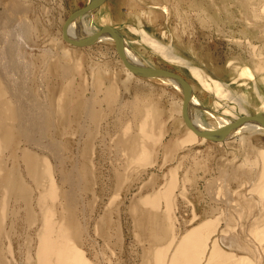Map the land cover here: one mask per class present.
<instances>
[{
  "label": "rangeland",
  "instance_id": "obj_1",
  "mask_svg": "<svg viewBox=\"0 0 264 264\" xmlns=\"http://www.w3.org/2000/svg\"><path fill=\"white\" fill-rule=\"evenodd\" d=\"M9 1L0 2V29L2 30L3 24L10 26L9 28L20 24L22 29L16 31L17 36L18 33L22 35V43L15 44L17 39L14 37L10 38L12 45H7V56L15 74L13 82L21 92L19 118L15 113V120L9 124L15 128L30 105L39 113L41 111L44 116V125L36 124L32 135L27 133L28 141H21L14 133V146H11V154L8 155L5 168L11 170L20 181L23 180L24 184L32 189L31 201L29 196L25 201L8 203L5 222L1 226V236L5 232L1 239L2 249L7 246L8 237L11 240L15 264H26L27 250L30 256L34 255V247L30 246L40 228L37 198L49 184L47 177L42 174L45 165L51 169L57 188L56 200L48 201L47 205L54 209L58 219L63 217L67 222L70 215L74 224L81 229V246L92 264H154L153 252L160 244H153L147 238L154 226L147 224L146 230L140 227V224H145L146 212L150 211L162 218L164 215H170L172 221L168 222H171L177 237L191 227L195 213L198 218L193 221L194 224L207 217H216L217 225L213 239L217 241H220L222 231L227 235L232 232L231 235H236L234 237H238L236 239L241 244L247 243L255 247L260 244L257 237L249 233L252 223L249 217L258 212L253 210L255 207L247 199L250 195L244 196L247 191L238 188L239 182L226 177L228 185L219 189L227 190L229 186L226 198L230 197V203L234 200L233 207L232 204L225 206L227 204L223 201H216L223 197L225 199L223 192L219 191L216 199L210 194L211 187L214 192V184L217 183L218 187L223 180L219 167L224 161L223 158L228 159L223 149L224 144L231 141L229 145L238 148L237 140L233 142L235 135L221 145L212 142L190 147L181 145L185 139V128L181 125L178 114L174 113L177 107L171 104L182 99L179 92L158 79L146 77H138L148 83L143 90L125 91L124 85L122 86L125 76L118 63L115 43L100 42L72 52L75 47L63 41L61 29L67 17L84 7L86 0ZM107 1L101 5L103 15L99 16L94 11L95 13L90 12L84 19L88 22L94 18L91 22L96 27L95 32H99L108 22L103 23L102 17L109 16V20L118 22L119 27L109 26L128 40L129 47L137 52L148 66L176 73L194 87L196 81L187 69L163 60L149 47L142 45L139 36L129 30L131 27L144 29L158 42L169 45L176 53L186 57L192 66L202 67L209 77L230 85L227 88L231 93L230 100L227 98L222 103L228 107L235 106V113L240 115L238 106L232 103V97L237 98L244 89L235 84L231 85L230 79L234 76L233 71L238 70L255 54V50L252 54V49L244 46V37L248 36L252 44L262 46L261 52L264 55V21L256 22L252 18L254 11L257 15L264 12V0H143L140 6L132 0H128L126 5L124 1L115 0L114 5L106 7ZM251 2L257 4L251 5ZM10 3L17 7L16 12L14 8L11 14L4 11L5 6ZM162 3L168 5V15L154 9L155 4ZM117 6L122 10L121 18L117 15ZM252 6L254 11L250 10ZM18 18L29 21V31L24 30V24ZM247 20L253 22L249 28L245 23ZM244 33L246 35H243ZM10 46L13 47L12 50L9 49ZM17 46L24 60L17 58ZM68 47L71 52L68 50L69 53H65ZM256 58L249 64L252 70L256 69ZM101 69L106 70V73L102 78L104 83L102 82L98 90L92 85L91 74L95 71L100 72L99 75L102 76L104 71ZM110 84L115 87L111 101L106 98ZM248 89L252 91L251 86L246 88ZM194 90L196 96L202 92L197 88ZM201 95L204 101H210L214 97L213 92L208 90H204ZM138 100L145 105L150 103L151 106L147 109L153 113V117L147 119L151 133L149 136L154 137L145 143L150 156L148 163L143 162L145 165L137 160H134L137 164L132 161L130 163L131 158L127 159L126 149L120 145L122 139L135 131L144 119L143 114L140 117L135 115L132 108ZM250 100H247L248 106ZM257 104L256 98L253 97L251 106L248 107L250 115L255 113ZM202 114L206 125H214V120ZM93 117L97 119L95 123L92 122ZM153 122L155 125L152 126ZM30 135L36 139L39 146L34 145ZM251 139L255 147L264 146V135H254ZM136 147L139 148L138 145ZM5 154L7 155L4 152L2 156ZM232 158L230 155L229 159ZM30 161L37 164L39 184L27 173L26 165ZM168 181L171 184L174 181L175 185L169 191V202L167 198L159 199L158 209L148 204L142 206L143 200L152 197ZM236 210L237 212H234ZM235 213L242 214L240 219L237 220L238 215ZM225 217L229 220V225L225 222ZM34 218V227L29 228V223H33ZM210 224L207 223V226L205 223L204 227L207 228H204L203 235L208 236V233L213 232ZM172 246L170 249L165 247L164 250L167 249L166 253L168 252L165 254L166 258H169L171 253L177 254ZM24 247L27 250H24ZM259 251L261 253V250ZM236 254L244 255L241 252ZM248 255L250 256H245L251 261L252 254L249 252ZM233 259L234 257H231L228 262L220 264H231L236 260Z\"/></svg>",
  "mask_w": 264,
  "mask_h": 264
},
{
  "label": "bare ground",
  "instance_id": "obj_2",
  "mask_svg": "<svg viewBox=\"0 0 264 264\" xmlns=\"http://www.w3.org/2000/svg\"><path fill=\"white\" fill-rule=\"evenodd\" d=\"M2 1L4 2V0H2ZM89 1L90 0H86V5L89 3ZM104 1H106V0H103L102 3L98 7H96L95 9H92L91 11L82 13L79 16V18H76V16H75L73 18V20L66 23V25L64 27L65 30H63V26H64L66 20L64 21L61 30L64 31V33L66 34L65 35L66 38L69 39L70 42L65 41L63 39V36L62 35L61 36H62L63 41L68 42L67 44L71 45L72 47H75L74 50H72V52L73 51L76 52V49H78V48L90 47V45H95V44L100 43V42H105V43H110V44L115 43V40L109 34H101V36L98 37L94 43H90V42L86 41L87 38H89L90 36H92L93 34H95L97 32L94 31V30H96V27L91 22L92 20H94V18H92V20L90 19L88 22H86L84 19L87 15L93 13L94 11H96L99 16L103 15L104 10L102 9L101 5L104 3ZM121 1H124V3H125L124 5H126V2L128 0H121ZM142 1L143 0H132V2H134L135 4H137L139 6H140V4H143ZM3 2H1V3H3ZM114 3L115 2L112 1V3H110V4L114 5ZM110 4H105V6L108 7ZM256 4L257 3L252 4V2H251V5H256ZM0 6H1V4H0ZM263 7H264V5H263ZM14 8H15V12H16V8H17L16 5H14L13 3H10L9 6L8 5L5 6L4 11L6 10L8 13L11 14L13 12ZM132 8H134V7L132 6ZM149 9L151 10V8H149ZM154 9L159 10L160 13L165 14V15H168V13H169L168 5L165 3H162L161 5L155 4ZM250 10L254 11V6H252V8ZM261 11L262 10H260V12ZM121 12H122L121 8L118 7L117 8V15L120 18L123 17ZM256 13L254 11V15L252 17L253 21H256V22L257 21L258 22L264 21V12H261L262 13L261 15H257ZM15 14H18V13H15ZM20 17H22V16H20ZM102 18H103V20H102L103 23H105L106 21H108V22L110 21L109 23L107 22L106 24H104V26L110 27L109 25H112V26L119 27L117 24L118 22H115V21L113 22V21H111L112 19L109 20V16H104ZM18 19H19V21L21 20V23L24 24L23 25V27L25 28L24 30L29 31L31 28V24L29 23V21L28 20L26 21L25 19H20V18H18ZM245 23H246V26L249 28V26L253 22L251 23L250 21L247 20ZM9 27L7 25L3 24L1 26L2 30L0 29L1 30L0 31V43H2L0 45V231H3V228L1 226L5 222L4 216H5V212L7 211V206H8L9 202L25 201L29 196H30V201L32 200V189L28 188L26 186V184H24L23 180L20 181L19 178L16 177L12 173L11 170L5 169L6 163L8 161L7 159L9 157L8 155L11 154V152H10L11 146H14L13 145V142H15V140H14L15 134L14 133H16L17 136L19 137V139L22 141V140L27 139V133L28 132H29L28 134L31 133V135H32V132L35 131L34 127H36L37 125H39V126L44 125V116H43L42 112L40 111V113H39L36 110V108L32 105H30L29 110H27V112L24 114V117L22 118V120L19 119V123L17 124V126L15 128H12L9 124L11 121L15 120V113L17 114V116L19 118L18 110H19L21 92H20V89L18 88V86L16 85V83L13 82V78H14L15 74H14V71L12 70L9 58L7 56V45H9V44L12 45V43H10V38L14 39V37H16V39H17V40L15 39L16 41H14L15 44L19 43V42L22 43V41H20L21 40L20 37H22V35H20V33H18V36H17V33H16L17 30L22 31V29H20V24H16V25H14V27L11 26V28H9ZM113 29H115V28H113ZM252 29H253V27H252ZM129 30H130V32H133V33L137 34V36H139L140 42L142 43V45L149 47L153 53L158 54L159 56H161L163 58V60L167 61L168 63H170L172 65L184 67L185 69H187L189 71L191 76L194 78V80L196 81V84H194L195 86L193 87V86L189 85L180 76L187 83V85L190 88L191 94H190V100H189L188 115H189L191 121L193 122V124L195 125V127L197 128V130H199L201 132H211V131L218 130L222 127H225V126L229 125L230 123L235 122L237 119H239L241 117H251L252 115H250L248 113V104H247V100L249 98L251 99V97L256 98V100L258 102V104L255 106V109H256L255 112H260L258 114H264V92L261 89V87L264 85V74H263L264 60H262V58L264 59V55L261 52L262 46H259V45L256 46L255 44H252V42L250 41V38H248V36L244 37V41H243L244 43L243 44H244V46L247 45L246 47H248L249 49H252V50H250V51H252V54H253V50H255V54L251 55L250 58L248 60H246V62L238 70L236 69L235 71H233L234 77H232V79H231V82H232L231 85H234V84L239 85L240 83H242L241 85L242 86L244 85V87H246V88L249 86L252 87V91H249L247 93L245 92V94H241L240 96H237V98L232 97V103H234L236 106H238V110H239V114H240V115H238L237 113H235V106L234 107H228L222 103L227 98L230 100V97H231L230 94L231 93H230L229 89H227L230 85H227L226 83H222L220 81L214 80L213 78L209 77V75L205 73V71L202 67L192 66V64L190 63V61L188 59H186V57L181 56L178 53H176L173 48L171 49L169 47V45L161 44L154 37L150 36V34H148L144 29L131 27ZM62 31H61V33H62ZM117 33L119 35H121L118 31H117ZM243 35H246V33H244ZM79 40L83 41L82 42L83 45L73 44L75 41H79ZM84 42H86V43H84ZM133 42H135V41H133ZM236 42H238V41H236ZM238 43H240V42H238ZM60 44H61V41H60ZM122 45H123V54L122 55L126 58V60L128 62L135 64L137 66H141V67L144 66V67L151 68L150 66H148L145 63V61L142 60V58L139 56V54L137 52H135L134 50H132L129 47L128 40L123 36H122ZM24 47H26V45H24ZM12 48L13 47L10 46L9 49L12 50ZM16 49H17V53H16L17 58L19 60L20 59L24 60V58H22L21 55L19 54V51H20L19 46H17ZM68 50L70 51L69 47L67 49H65V53L66 52L69 53ZM115 51H116V54H118V56H119L118 63L120 64L121 72L125 76V78L122 81V86L124 85L123 86L124 90L126 91V90L133 89L134 92H138L139 90H143L145 85H148V83L143 81V80L138 79V77H140V76L133 74L131 71H129V69H127V67H125V65L123 64V61L120 57V54H119L118 50L116 49V43H115ZM256 52H258V54H256ZM255 57L258 58V60L255 61L257 63L254 64V68H256L254 70L256 71V73L249 66V64H252L251 62H254ZM260 57H262V58H260ZM151 69H153V68H151ZM101 71H104L102 76L99 75L100 72L95 73V71L91 74L92 85L93 86L95 85V88L96 89L98 88V90H100L101 84L103 82L102 78L104 77V74L106 73V70L101 69ZM168 72H170V71H168ZM96 75H98L99 77ZM256 75L259 78L258 77L256 78ZM147 78H149V77H146V79ZM151 79H158L159 81L163 82L164 84L171 87L172 89H175L177 92H179L182 95V99H179L178 102L171 103L172 105L173 104L175 105V108L177 107V110L174 113L178 114V117L181 120L180 123H182L181 125L185 128V139L180 143L181 145H183V146L187 145L190 147L192 145H196V144L202 145L203 143H208V142L217 143L218 145H221L223 142L228 140L229 137H231L232 135H235L233 142L235 139L237 140L238 148L237 147L234 148V146L232 147L231 145H229V142H231V141L224 144L225 147H223V149H224L225 155H228V159L225 160V158L222 157L224 159V161L222 160L223 162L219 167V169L221 171L220 173L223 174V175H221L223 180L221 181V184H218V187L216 185L217 183L214 184V187H215L214 192H213V187L210 186L212 188V191H210L211 197L219 196V194H220L219 191H221V190H219L220 187L222 186L225 188L228 185L227 179L231 180V178H235L240 173H241L240 176H242L243 172L255 174L259 171H262V172L264 171L263 169H261L262 166L264 165V146L263 147H255L253 144V140L251 139V137L254 135H256V136H263L264 135V128L262 127L261 124L256 123V122L246 123L243 126L236 129V131H234L232 134L228 135V137L224 140L210 141L208 139H205L204 137L199 136L193 130H191L185 126V123H184L183 118H182L183 92H184L182 84L173 80V79L164 78V77H156V78H151ZM247 81H248V83H247ZM114 88H115L114 84H110L107 87L106 98L109 101H111L113 99L112 98L113 97L112 96V94H113L112 90ZM196 88L199 89L200 91H202L200 93L198 92L199 93L198 97H196V95L194 93V91H195L194 89H196ZM225 88L227 90H225ZM204 90H208V92H211V93L213 92L214 97H212L210 99V101H204L202 99L201 93H203ZM242 92H243V90H242ZM251 92H253L254 95H252ZM140 93L142 94V92H140ZM140 93H139V95H140ZM135 95H136V93H135ZM203 103L206 104V106L208 108L211 107L212 109H210V110H213L215 112L206 111V109L201 107V105L202 106L204 105ZM149 105L151 106L150 103H149ZM149 105L143 104L141 100H138L136 102V105H132V108L135 111V115H138V117H140L143 114L142 117L144 119L141 120V123L136 127L135 131H132L131 134L127 135V137L122 139V141L120 142L121 143L120 145L126 149L127 159L131 158L130 163H131V161H132V163H134L135 162L134 160H137V161H139V163L145 162V164H146V161L148 163L149 158H150L149 152H148L146 144H145L146 140H150V139H152V137H154L151 135L149 136L150 132H149V128L147 125L148 117H153V113L149 112V110L147 109V107ZM219 108H220V111H218ZM199 110L202 111V113L206 112V114H208V117H210L212 120H214V125L213 124L209 125V123L206 125L204 123V116L202 113H199L200 112ZM172 111H174V108L172 109ZM171 113L172 112H170V116H171ZM9 115H11L12 117H10ZM96 121H97V119L93 117L92 122L95 123ZM153 125H155V122H153L152 126ZM153 131L154 130H152V132ZM126 132L129 133V131H127V130H126ZM31 135H30V138H32ZM33 136H35V134ZM249 138H250V140H249ZM253 138H255V137H253ZM26 141H28V139ZM31 141L34 142V145L39 146V143L36 141L35 138H32ZM149 143H151V142H149ZM136 145H138L139 148H137ZM214 145H216V144H214ZM4 152H6L7 155L5 154V156H2ZM230 155H232V157H233L232 159H229ZM134 164H137V163H134ZM145 164L143 163V165H145ZM26 170H27V173H29L31 175V178L34 180V182H36V184H39V181L37 180V164H36V162L30 161L29 164L26 165ZM42 174L47 177V179L49 180V184H48V187L46 189H43L40 192L39 197L37 198V206H38L39 217H40V228L38 231L36 229L37 233L34 235V237L36 236L35 241L30 246V247H34V255L30 256L29 250H27L26 247H24V250L26 249L28 251L27 252V258H26V264H92V262L89 260V258H87L86 254L83 251V248L81 246V244H82V239L80 237L81 229L74 224V222L70 218V215L67 218V222L65 221V219L63 217L58 219L56 217L54 209L52 207H49L50 205H47L48 201L53 202L56 200L57 188L55 187L54 180H53L52 173H51V169L49 168V166H47V165L44 166ZM257 174H258V176H260L259 173H257ZM262 174H264V173H262ZM240 176L238 175L237 178H239ZM226 177H227V179H226ZM243 177H244V175H243ZM255 177L256 176L254 175L253 178H255ZM257 177H256V179L258 181L259 177L258 178ZM249 178L251 179V181L249 182V180H248V183H245V185L246 184L248 185V188H250L249 187L250 185H253V184L255 185V182H256L253 180V178H251V177H249ZM241 179H242V177L239 178V180H241ZM243 180H246V178ZM172 183L174 184V181H172ZM170 184L171 183H169V181L166 182L164 184V186L161 187L157 192H155V194L152 197H148L147 199L143 200L142 206L143 205L145 206L146 204L153 205V207L155 209L158 206L157 202H159L158 201L159 199L164 200L167 198L166 200L169 202V195H170L169 191L172 187L175 186L173 184H171V185ZM210 185H212V183ZM210 187H209V190H210ZM239 187H241V186H239ZM263 187H264V184H262V190L261 191H263V189H264ZM224 188L222 189L223 191H221V193L223 192L222 194L224 196L226 195L225 199H223L224 197H223V195H221L223 198L222 199L220 198L216 201H219V202L223 201L225 204H227L225 206L232 204L231 206L233 207V205H234L233 201L234 200L232 201V203H230V199H229L230 197L226 198L228 196L229 186L227 187V190ZM249 192L246 196L250 195V197L247 199H249V201L254 203V206H255V208H257L256 210L259 213L258 218L253 219L254 217H256V215L255 216L253 215L254 217H252V215H251L252 218L250 217L251 220L253 219L251 225L254 224L256 226V224H259L261 222L263 223V221H264V197L257 198V197L262 196V195H260L259 191H257L259 193V194L257 193L259 195L257 197H255V195L252 194L251 191H249ZM216 197H215V199H216ZM251 202H250V204H251ZM170 203H172V202H170ZM242 204H241V206H242ZM226 208H228V207H226ZM157 209H158V207H157ZM238 209L239 208H237V210ZM167 210H169V209L167 208ZM231 210H232V208H231ZM237 210L234 212H237ZM150 212H146L145 224H143V225L140 224V227H141V229L143 228L144 230H146L147 224L150 226H154V229L147 236L149 242H151L153 244H155V243L160 244V246L155 248V250L153 252V260L152 261L154 264H204V263L205 264L206 263L207 264L208 263L209 264H220V263H225L227 260H229L232 257L231 256L232 254L230 255V258H229V255L226 254L229 258L228 259L225 257H220L219 252H221V254H222V253H233V252L235 253L237 251L249 253L250 251H252V249L251 250L248 249V247L250 246L249 244L243 243L244 245H246V244L249 245L247 247V245L244 246L243 244H241V242L239 243V241H237V239H236L238 237H234L236 235H233V234L231 235L232 232L230 233V235H227L221 231V234L219 236L220 241L213 239L215 236V233L212 234L213 233L212 231H211L212 233H208V236L203 235V230H205L208 226L207 223H209V222L212 223V222L206 221L205 223L207 226H205V227H204L205 224H202L203 223L202 220H200V222H197L194 224L193 221L198 218V215L195 213H193V219H192V222L190 224L191 227L188 229H185L186 231L184 232V234L180 235V237H177L175 235L176 233L174 234V231L172 229L173 228L172 224L170 225L171 222H168L171 220L170 215H166L167 218L164 215V218H162L159 215H158L159 216L158 217L156 214H153ZM241 213H243V212H241ZM236 215H238V218H237V220H238V219H240L239 216H241L242 214L241 215L236 214ZM227 217H229V216H227ZM213 219L214 218H212V220ZM215 219H216V217H215ZM164 220L167 221L166 223L167 224L169 223V225H166ZM214 220H213V223L217 221V220L216 221H214ZM225 220H227V223H228V219L226 217H225ZM35 222H36V220L34 218L33 223H31V222L29 223L30 224L29 228L34 227L32 224H35ZM229 223H228V225H229ZM216 225H213V226H216ZM261 225L262 224H259L260 227H255V226L254 227L257 228L256 230H258L259 228H261ZM210 226H211V224L209 225V227ZM253 226H252V229L254 230L253 232L255 233L256 230L253 228ZM262 227H263V225H262ZM260 231H263V228ZM250 232H252V231H250ZM257 233H258V231H257ZM4 234H5V232H4ZM4 234L2 236L0 234V264H13V263L15 264L16 260H15V257L13 255V251H12L13 248L11 245V240L8 237L6 238V240H7L6 248L2 249L1 239H2V237H4ZM251 235H253V234L251 233ZM203 236H205V237H203ZM205 240L210 241L211 245H209L208 247H209V249L214 250V251H212V253L211 252L210 253L213 254L215 252L216 258L214 257V254L211 255L208 252L205 253L207 258L204 257V251L206 252V248H205L206 247V244H205L206 241ZM204 241H205V243H204ZM246 241H244V242H246ZM212 242H213V244H212ZM261 243H263V242H261ZM172 245L176 249L175 251H177V254H176V252L173 251L174 254L171 253L172 255H170V257L167 256L169 258H166L165 254H167L168 252L166 253L167 249L166 250H164V249H165V247L166 248L168 247V249H170V247ZM257 247L258 246H256L255 252L258 251ZM259 248H262V247L260 246ZM224 249H228L229 251L224 250ZM215 250H217L218 253ZM207 251H208V248H207ZM255 252H253V253H255ZM248 253H246V255ZM257 253H259V252H257ZM222 255H224V254H222ZM259 255L260 254H258V256ZM262 255H264V254H262ZM242 256H244V255H242ZM247 256H250V255H247ZM247 256H244V257L247 258ZM251 259L252 260L250 261V259H243L242 257H240V259H236L231 264H260V263L264 262V259H261V257L257 258V255H256V259H254V261H253V258H251Z\"/></svg>",
  "mask_w": 264,
  "mask_h": 264
},
{
  "label": "water",
  "instance_id": "obj_3",
  "mask_svg": "<svg viewBox=\"0 0 264 264\" xmlns=\"http://www.w3.org/2000/svg\"><path fill=\"white\" fill-rule=\"evenodd\" d=\"M103 0H90L89 3L82 7L81 9L73 12L65 21V24L63 26V30L66 23L73 20V18L76 16V18H79V16L84 13L91 11L92 9H95L98 7ZM101 34H109L113 37L116 43V49L118 50L120 57L123 61V64L129 71H131L133 74L140 76V77H149V78H156V77H164V78H170L173 79L179 83L182 84L183 86V106H182V118L185 123V126L188 127L189 129L193 130L195 133H197L199 136L204 137L205 139H208L210 141H220L224 140L228 137V135L232 134L236 129L239 127L243 126L246 123L249 122H256L262 125L264 128V114H256L251 117H241L237 119L235 122L230 123L229 125L222 127L218 130L211 131V132H201L197 130L193 122L191 121L189 115H188V108H189V100H190V88L187 85V83L177 74L168 72L166 70L162 69H151L148 67H141L137 66L135 64H132L126 60V58L122 55L123 54V45H122V36L117 33L115 29L112 27L108 26H103L99 32L93 34L89 38L86 39L87 42L94 43L98 37L101 36ZM66 34L64 31H62V36L65 41L70 42L69 39L66 38ZM67 42V43H68ZM83 41H75L73 44L76 45H83ZM86 43V42H84Z\"/></svg>",
  "mask_w": 264,
  "mask_h": 264
},
{
  "label": "crops",
  "instance_id": "obj_4",
  "mask_svg": "<svg viewBox=\"0 0 264 264\" xmlns=\"http://www.w3.org/2000/svg\"><path fill=\"white\" fill-rule=\"evenodd\" d=\"M112 1L115 2V0H108V1H107V2H108L107 4L112 3ZM233 77H234V76H233ZM258 78H259V77H258ZM231 79H232V78H231ZM231 79H230V82H231ZM241 84H242V83H240L239 85H238V84H235V85L239 86L240 88H243V89L245 88L241 94H245V92H246V93L249 92L250 89L246 90V87H244V85L242 86ZM261 89H262V91L264 92V85L261 87ZM241 91H242V90H241ZM196 97H198V96H196ZM205 97H206V96H205ZM207 98H208V97H207ZM252 98H253V97H251V100H250V102H249V106H251ZM198 99H199V98H198ZM205 99H206V98H205ZM208 99H209V98H208ZM257 103H258V102H257ZM203 104H204V103H203ZM204 105H205V106H204ZM204 105H203V106L201 105V107H203L204 109H206V111L215 112V111H213V110H210V109H212L211 107L208 108V107L206 106V104H204ZM249 106H248V107H249ZM258 113H260V112H255L252 116H254V115L258 114ZM204 114H206V112H204ZM206 115H208V114H206ZM256 146H259V145H256ZM261 169L264 170V165L262 166ZM247 173H248V172H243L242 176H240L241 173L238 174V175L240 176L239 178L242 177L241 180H239V178H237L238 175H237V176L235 175L236 177H235V178H231V180H233V179H234L233 181H238V180H239V181H238V182H239V186H241V187L238 186V188H239L240 190H241V189H244V190L246 189L247 194H248L249 191H251L252 194H254L255 197H257V196H256V193H258L257 191H259V192H260V195H262V196L257 197V198H262V197H264V195H263V194H264V189H263V191H261V190H262V184H264V181H263V180H264V177H263L264 174H262V173H264V171H263V172H262V171L257 172V173L260 174V176H258L257 173H255V174H251V173H248V174H247ZM243 175H244V177H243ZM254 175H255L256 177H257V176L259 177V178L257 177V178L259 179L258 181H257L256 177L253 178ZM249 177L253 178V180L257 182V183L255 182V185H256V186L253 184L254 186H253V185H250V186H249L250 188H248V185H247V184L245 185V183H248V180H249V182L251 181V179H250ZM260 177H261V178H260ZM245 178H246V180H243V179H245ZM248 178H249V179H248ZM255 179H256V180H255ZM262 179H263V180H262ZM240 181H241V182H240ZM244 181H245V182H244ZM262 182H263V183H262ZM242 183H243L244 185H243ZM257 184H258V185H257ZM246 186H247V187H246ZM257 188H258V189H257ZM263 188H264V187H263ZM248 190H249V191H248ZM253 192H254V193H253ZM247 194H244V196L246 197ZM258 194H259V193H258ZM258 194H257V195H258ZM258 196H259V195H258ZM250 202H251V201H250ZM251 204L253 205V207H255L253 202H251ZM254 209L256 210L257 208H253V210H254ZM256 212H257V210H256ZM253 215H254V216L256 215V217H254ZM250 217H251V216H250ZM250 217H249V218H250ZM252 217H254L253 219L258 218V217H259V213H257V214H256V213H253V214H252ZM252 217H251V218H252ZM212 218L215 219V216H214V217H211V218H210V217H207V218L202 219V222H203L202 224H205L206 221H207V222H208V221H211V222H212V223H211V229L213 228V233H215L216 230H215V226H213V225H216L215 223H217V221L213 223V220H214V219L212 220ZM253 219H252V220H253ZM203 220H204V221H203ZM252 220H251V221H252ZM214 221H215V220H214ZM228 221H229V220H228ZM225 222L227 223V220H225ZM263 223H264V221H263ZM263 223H262V222L259 223V224H262V225H263V227H262V225H261V228H259L260 230H262V228H263V231H260L259 229L256 230L257 228H255V227H260L259 224H256V226H255L254 224L250 225V231H252V232L249 231V233H250V234L252 233L253 235L256 233V234H255L256 236H255V235H254V236H255V237H258V238H256V239H257L258 243L261 244V245H260V244L257 245V246H258V247H257V250H258V251L255 252V250H256V247H255V246H253V245L251 246V244H249V245H250V246H249V245L246 244L247 247H248V246L250 247V248L248 247L249 250L252 249V251L255 252V253H253L252 251H250V253L252 252L251 254H257V258L261 257V259H264V255H262V252L264 251V248H263V247H264V233H263V232H264V224H263ZM253 225H254L255 227H254ZM257 225H258V226H257ZM252 226H253V228L256 230L255 233L253 232L254 230L252 229ZM251 229H252V230H251ZM257 231H258V233H257ZM261 232H262L263 234H262ZM205 241H206V243H205ZM205 241H204V243L206 244V247H205V246H204V247L206 248V252L204 251V257L207 258V256H206L205 253H207V252H208V253H210V252L212 253V251H214V250H213V249L211 250V249H209V247H208L209 245H211L210 241H209V240H205ZM261 242H263V243H261ZM202 243H203V242H202ZM207 243H208V244H207ZM205 244H204V245H205ZM212 244H213V242H212ZM243 245H244V244H243ZM246 245H244V246H246ZM260 246H261L262 248H259ZM254 247H255V248H254ZM207 248H208V251H207ZM216 248H217V247H216ZM259 249L261 250V253H260ZM210 250H211V251H210ZM262 250H263V251H262ZM215 251H217V250H215ZM237 252H240V251H237ZM257 252H259V253H257ZM211 253H210V254H211ZM217 253H218V251H217ZM235 253H236V252H235ZM235 253H234V252H233V253H222V254H224V255H222L221 252H219V255H220V257L228 258L227 255H229V257H230V255L232 254L231 256L234 257V259H240V257H242L243 259H249V258L244 257V256L246 255V253H248V252H241V253H243V254L245 253L244 256H242V255H240V254H239V255H240V256H239L238 254H235ZM213 254H214V257H215L216 253L214 252ZM213 254H211V255H213ZM226 254H227V255H226ZM234 254H235V255H234ZM258 254H260V255L258 256ZM217 255H218V254H217ZM221 255H222V256H221ZM225 255H226L227 257H226ZM237 255H238V256H237ZM247 255H248V254H247ZM238 257H239V258H238ZM215 258H216V257H215ZM217 258H218V257H217ZM251 258L256 259V255H255V256L252 255Z\"/></svg>",
  "mask_w": 264,
  "mask_h": 264
}]
</instances>
